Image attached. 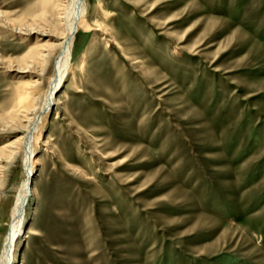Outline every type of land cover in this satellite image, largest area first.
Returning <instances> with one entry per match:
<instances>
[{"label":"rangeland","instance_id":"rangeland-1","mask_svg":"<svg viewBox=\"0 0 264 264\" xmlns=\"http://www.w3.org/2000/svg\"><path fill=\"white\" fill-rule=\"evenodd\" d=\"M68 2L0 0V255ZM84 2L12 264H264V0Z\"/></svg>","mask_w":264,"mask_h":264},{"label":"bare ground","instance_id":"bare-ground-1","mask_svg":"<svg viewBox=\"0 0 264 264\" xmlns=\"http://www.w3.org/2000/svg\"><path fill=\"white\" fill-rule=\"evenodd\" d=\"M104 12L103 10H101ZM88 7L86 6L84 0H69L66 5L64 12V27L65 34L62 41L59 42V54L58 60L55 65V72L52 80L49 83V88L47 89L40 112L38 115H30L28 109H21L23 103L27 100V95L21 96L18 102V108L21 109L20 112L24 113L25 121L29 122V130L24 135V175L19 187L17 189V194L14 203L11 208V224L8 235L6 236L4 245L2 247L0 255V264H12L15 256L17 236L19 235L20 228L22 226V221L24 218L25 206L28 201L29 195H31L32 190L29 187V175L31 173L33 161V154L36 151L35 145V134L39 131L41 132L42 123L44 122L51 105L53 103V92L55 88L61 83L62 79L66 77L69 73L70 58H71V43L74 34L81 29L87 23ZM105 16L109 15L104 12ZM80 68L83 67V61L80 62ZM28 92V91H27ZM27 92H25L27 94ZM18 101V99H17ZM27 129V128H26ZM13 153V152H12ZM11 155V154H10Z\"/></svg>","mask_w":264,"mask_h":264}]
</instances>
